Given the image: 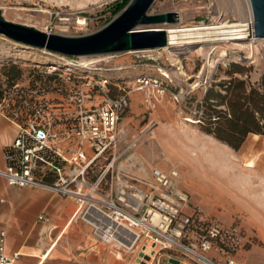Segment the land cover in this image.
<instances>
[{
  "label": "rangeland",
  "instance_id": "obj_1",
  "mask_svg": "<svg viewBox=\"0 0 264 264\" xmlns=\"http://www.w3.org/2000/svg\"><path fill=\"white\" fill-rule=\"evenodd\" d=\"M120 1L0 0V15L40 31L79 36L117 16L123 8L115 14L112 10ZM240 4V0H155L148 14L174 12L175 20L139 27L248 23L247 16L242 21ZM243 28L241 40L228 36L213 43H185L180 39L161 48L78 57L81 61L102 58L111 68L123 67L107 74L113 84L131 90L129 106L118 121L119 164L148 184L153 183L152 168L177 171L175 188L187 194L181 215L193 218L178 240L212 262L173 246L154 248L150 254L139 248L122 251L114 264H264V135H250L234 149L202 130L194 115L202 108L207 90L214 95V82L228 79L225 72L231 62L242 66L241 77L252 82L264 72V38L250 36L249 26ZM59 56L0 34V114L10 121L16 110L26 116L40 95L61 102L58 89L65 82L60 74L66 72V65ZM50 66L58 69L49 71ZM142 74L160 77L166 88L162 94L151 92L150 104L146 93L135 89L134 78ZM212 224L232 230L234 236H218L204 249ZM99 248L114 256L119 252L114 246ZM141 252L147 257L139 256Z\"/></svg>",
  "mask_w": 264,
  "mask_h": 264
},
{
  "label": "built area",
  "instance_id": "obj_2",
  "mask_svg": "<svg viewBox=\"0 0 264 264\" xmlns=\"http://www.w3.org/2000/svg\"><path fill=\"white\" fill-rule=\"evenodd\" d=\"M249 33L253 34V23ZM59 57L66 65L60 74L65 85L58 89L63 100L52 102L40 95L28 115L12 112L16 134L3 147L0 177L9 185L72 198L74 215L89 224L92 238L119 252L139 248L150 254L157 247H186L178 238L193 218L181 215L187 194L175 188L177 171L152 168L153 183L148 184L119 164L118 121L129 106L131 90L113 84L107 74L123 67L111 68L102 58ZM134 85L146 93L149 104L151 92L162 94L166 89L160 77L143 74L134 78ZM39 219L48 221L43 215ZM207 232L204 249L218 236H234L218 224ZM5 236L1 231L0 264H17L20 253L6 252Z\"/></svg>",
  "mask_w": 264,
  "mask_h": 264
},
{
  "label": "crops",
  "instance_id": "obj_3",
  "mask_svg": "<svg viewBox=\"0 0 264 264\" xmlns=\"http://www.w3.org/2000/svg\"><path fill=\"white\" fill-rule=\"evenodd\" d=\"M15 134L16 126L0 114V168L5 166L3 147ZM75 210L70 197L9 185L0 177V232L6 233V252L20 253L17 264H114L121 259L99 248Z\"/></svg>",
  "mask_w": 264,
  "mask_h": 264
},
{
  "label": "water",
  "instance_id": "obj_4",
  "mask_svg": "<svg viewBox=\"0 0 264 264\" xmlns=\"http://www.w3.org/2000/svg\"><path fill=\"white\" fill-rule=\"evenodd\" d=\"M154 1L130 0L119 14L103 27L85 35L69 36L44 32L10 22L1 15L0 34L24 45L75 57L161 48L168 45L166 30L139 26L173 22L175 13L148 14ZM249 2L253 16V36L264 38V0ZM139 256L147 257L142 252Z\"/></svg>",
  "mask_w": 264,
  "mask_h": 264
},
{
  "label": "trees",
  "instance_id": "obj_5",
  "mask_svg": "<svg viewBox=\"0 0 264 264\" xmlns=\"http://www.w3.org/2000/svg\"><path fill=\"white\" fill-rule=\"evenodd\" d=\"M128 1L115 3L112 14L124 8ZM229 66L225 72L228 79L214 82V95L208 89L202 108H197L194 115L202 130L238 149L250 135H264V72L252 82L241 77L244 70L238 63L231 62Z\"/></svg>",
  "mask_w": 264,
  "mask_h": 264
},
{
  "label": "bare ground",
  "instance_id": "obj_6",
  "mask_svg": "<svg viewBox=\"0 0 264 264\" xmlns=\"http://www.w3.org/2000/svg\"><path fill=\"white\" fill-rule=\"evenodd\" d=\"M240 2L243 4V6L240 8L241 9L240 12L242 14V21L244 20L245 16H247V19L249 20L248 23H223V24H215V25L200 24L199 26H193V25L187 24V25H182L180 27L163 25L164 26L163 28L166 30L167 35L168 34L170 35V37H168L167 46L179 42L178 40L180 39H185L186 40L185 43H192V42L213 43V42H216L217 40H224L228 36L229 37L234 36L235 40H238V39L241 40L245 36V32H244L245 29L243 27L245 26H249V28L252 27L253 16H252V11H251L249 0H243L245 4L242 2V0H240ZM249 34L250 36L253 35L252 33H249ZM247 166L252 167L253 164L247 163ZM183 248L189 251L190 253L194 254L198 258H202L206 260L207 262H210L205 257L200 255L199 253L187 247H183ZM119 253L120 252H117L116 254L118 255Z\"/></svg>",
  "mask_w": 264,
  "mask_h": 264
}]
</instances>
